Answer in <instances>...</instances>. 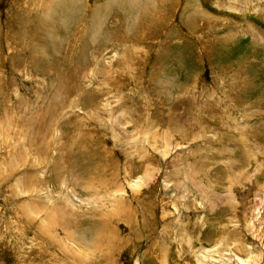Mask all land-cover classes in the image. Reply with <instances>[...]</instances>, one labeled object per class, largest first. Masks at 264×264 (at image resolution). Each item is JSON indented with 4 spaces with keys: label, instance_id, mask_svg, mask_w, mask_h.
I'll use <instances>...</instances> for the list:
<instances>
[{
    "label": "rangeland",
    "instance_id": "obj_1",
    "mask_svg": "<svg viewBox=\"0 0 264 264\" xmlns=\"http://www.w3.org/2000/svg\"><path fill=\"white\" fill-rule=\"evenodd\" d=\"M135 263L264 264V0H0V264Z\"/></svg>",
    "mask_w": 264,
    "mask_h": 264
},
{
    "label": "bare ground",
    "instance_id": "obj_2",
    "mask_svg": "<svg viewBox=\"0 0 264 264\" xmlns=\"http://www.w3.org/2000/svg\"><path fill=\"white\" fill-rule=\"evenodd\" d=\"M171 5V4H170ZM173 6V5H172ZM167 12H168V10H167ZM151 15V14H150ZM164 15V14H163ZM150 17V16H149ZM152 17V16H151ZM150 20V19H149ZM151 28V27H150ZM250 30V29H249ZM252 30V29H251ZM253 32V31H252ZM254 35V34H253ZM31 37V36H30ZM256 40H257V38H255ZM24 61V60H23ZM77 67H78V65H77ZM62 79V78H61ZM63 82H64V80H62ZM66 83V82H65ZM64 83V84H65ZM61 86V85H60ZM67 86V85H66ZM63 87V86H62ZM60 89V88H59ZM65 89V88H64ZM59 91V90H58ZM60 92H62V90L60 91ZM39 147V146H38ZM37 147V148H38ZM42 148V147H41ZM63 223H61V225H62ZM242 261V260H241ZM135 264H137V263H135Z\"/></svg>",
    "mask_w": 264,
    "mask_h": 264
}]
</instances>
